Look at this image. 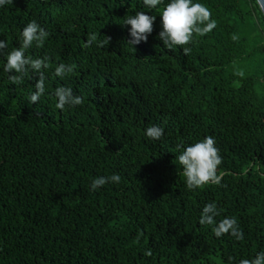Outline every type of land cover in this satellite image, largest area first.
Returning a JSON list of instances; mask_svg holds the SVG:
<instances>
[{
	"label": "trees",
	"instance_id": "16d2710c",
	"mask_svg": "<svg viewBox=\"0 0 264 264\" xmlns=\"http://www.w3.org/2000/svg\"><path fill=\"white\" fill-rule=\"evenodd\" d=\"M143 0H13L0 7V264H240L264 251V15L257 0H193L217 27L189 55L159 39L160 9ZM154 15L134 48L128 16ZM35 20L50 35L26 56L50 58L20 85L6 53ZM104 47L84 48L89 34ZM236 36L237 39L232 37ZM59 64L74 65L63 79ZM14 74V73H11ZM70 87L81 106L56 108ZM164 129L153 141L145 130ZM212 136L221 185L188 190L177 157ZM120 183L91 190L93 178ZM235 217L244 238H216L199 223L206 204ZM152 256L145 255L147 250Z\"/></svg>",
	"mask_w": 264,
	"mask_h": 264
},
{
	"label": "clouds",
	"instance_id": "9594fccd",
	"mask_svg": "<svg viewBox=\"0 0 264 264\" xmlns=\"http://www.w3.org/2000/svg\"><path fill=\"white\" fill-rule=\"evenodd\" d=\"M144 5L152 10L157 9L163 4V0H143ZM264 4V0H260ZM13 4V0H0V7ZM162 31L159 33V39L169 50L180 47L184 55H189L194 36H205L217 27V22L211 19L210 9L202 3H194L193 0H169L160 9ZM156 19L154 15H147L146 12L139 11L134 16H128L123 25L130 26V40L127 41L133 48L141 42H147L148 36L153 32V24ZM49 33L41 28L33 20L29 22L22 30L21 44L6 53V64L4 71L9 73L8 79L14 85H20L24 82V77L29 71L35 72L39 80L35 85V91L30 96V103L35 104L45 93V74L44 70L49 68L50 58H33L26 56L27 50L35 45L37 48H43L49 37ZM234 40L236 36L232 37ZM111 41V37L103 36L100 40L96 33L89 34L87 41L82 45L84 48L93 45L104 47ZM8 48L6 40H0V54H5ZM74 65L59 64L55 68V76L63 79L66 75L74 72ZM14 73V74H11ZM57 99L56 108L63 111L65 108L81 106L84 103L83 97L74 95L70 87L60 86L54 90ZM145 135L153 141L162 139L164 129L157 125H151L146 128ZM181 174L185 179L188 190H197L208 185H221L225 171L220 170L223 158L216 147L215 139L212 136L205 137L200 142L187 146L177 157ZM119 174H112L107 177L93 178L91 190L96 191L108 183H120ZM221 215L215 203L206 204L202 210L199 223L205 226H212V231L216 238L224 235H230L237 241L244 238L243 231L240 228L235 217H224L217 221L216 217ZM148 257L152 256L149 249L145 252ZM240 264H264V251L259 252L253 259H242Z\"/></svg>",
	"mask_w": 264,
	"mask_h": 264
},
{
	"label": "water",
	"instance_id": "95a60500",
	"mask_svg": "<svg viewBox=\"0 0 264 264\" xmlns=\"http://www.w3.org/2000/svg\"><path fill=\"white\" fill-rule=\"evenodd\" d=\"M262 12H263V15H264V4L260 3V0H257Z\"/></svg>",
	"mask_w": 264,
	"mask_h": 264
}]
</instances>
